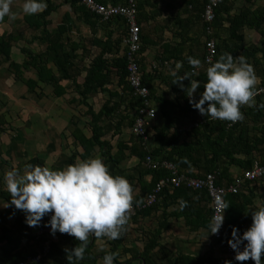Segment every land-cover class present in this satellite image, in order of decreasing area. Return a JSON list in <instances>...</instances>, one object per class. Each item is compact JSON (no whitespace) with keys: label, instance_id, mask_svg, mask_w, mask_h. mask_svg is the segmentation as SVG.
<instances>
[{"label":"crops","instance_id":"1","mask_svg":"<svg viewBox=\"0 0 264 264\" xmlns=\"http://www.w3.org/2000/svg\"><path fill=\"white\" fill-rule=\"evenodd\" d=\"M57 7L47 17L48 26L42 30H33L27 26L25 18L30 15L23 11L24 0H13L12 10L15 17L5 16L0 20V37L6 32L18 31L19 43L13 48L11 59L0 55V164L1 159L8 162L6 170L0 177V187L7 190L4 183L6 173L10 169L24 171L26 164H40L50 168H65L69 164L78 163L81 160L93 156H101L109 165L113 175L126 176L134 186V204L141 198V180L151 182L152 175H147L146 163L139 156L141 149L138 141L134 140L132 128L117 130V123L121 116L128 115L130 110V94H126L118 87L117 68L112 67L111 83L107 88L118 92L119 96L111 97L108 92H98L94 95L81 96V88L77 91L76 85L83 86L88 76V70L99 56L112 62L118 55L111 50L115 49L116 41L121 42V52L126 49L124 39L128 34V25L122 19H113L103 22L93 16L84 15L77 11V7L67 0H50ZM105 5H125V0H96ZM141 3L148 2L141 14H138V24L141 27V39L146 48L140 56L143 74L150 81L153 93L160 101L169 99L174 101L184 93L179 86V72L186 69L191 70L188 57H200V15L199 2L196 9L189 6L190 0H140ZM125 2V3H124ZM95 16V15H94ZM97 17V16H96ZM42 21V19H41ZM59 27H66V34L63 36L64 43L67 42L69 55L72 48L76 50L77 59L71 61L70 73L74 80H64L60 83L57 94L49 74L39 75L38 70L33 66L26 70L21 68L23 77L18 80L17 76L10 69V63L15 61L24 65L29 61L30 55H37L46 52L48 34L55 33ZM47 34V35H48ZM96 45V43H98ZM74 56V55H73ZM80 71L77 76L76 72ZM48 70L59 79L58 67L54 62L48 64ZM175 73L176 75H173ZM35 83L36 93L30 92L28 83ZM187 86V81H183ZM189 87V86H188ZM188 87H185L188 90ZM174 89H178L174 90ZM200 91V90H198ZM123 102L121 103L122 98ZM85 98V102H79ZM153 102L158 111L159 102ZM121 104L118 111L109 117H103L98 122L100 133L103 132L101 141H107L105 147H97L89 157L84 158L86 151L92 149L90 144L83 145V141L92 140L94 130L91 126L92 113H100L108 104ZM183 106L186 108L185 98H180L177 107L164 105L163 109L171 111L176 109L183 113ZM181 112V113H180ZM26 114L24 118L23 115ZM36 118V125L30 123L32 116ZM186 117V116H183ZM161 127L160 118H156L149 127L151 136V147L156 148L155 136L157 129ZM40 127V128H39ZM187 127V126H186ZM185 127V128H186ZM120 145L124 147L121 151ZM89 150V151H90ZM115 158L110 161V155ZM238 168H234L236 173ZM6 200L0 198V234L4 228L8 229L10 236L16 237V254L30 256L39 250V242L36 240L34 226L22 231L17 236L18 223L24 212L6 206ZM172 207V206H171ZM178 206L170 208V211ZM161 211L152 212L143 220V229L129 220L121 237L118 239L119 246L116 249L118 260L115 264H146L141 254L144 252L146 241L143 239L145 232L152 231L158 225L156 216ZM44 218L50 219V216ZM171 228L162 234L161 243L166 247L167 257L163 262L167 264L180 254L200 258V264H224L229 259L224 247L214 237L201 228L191 232L186 226L183 218H171ZM113 239L104 236L98 238L95 251L98 261L103 264V256L112 251ZM8 241L4 242L7 244ZM202 258L210 259L205 262ZM211 259H214L213 261ZM142 262V263H141Z\"/></svg>","mask_w":264,"mask_h":264},{"label":"trees","instance_id":"2","mask_svg":"<svg viewBox=\"0 0 264 264\" xmlns=\"http://www.w3.org/2000/svg\"><path fill=\"white\" fill-rule=\"evenodd\" d=\"M69 1V0H67ZM72 2L77 7V11H81L82 14L93 16L97 19L99 17L91 14L85 7L78 5L76 2ZM126 2V0H125ZM124 2V3H125ZM199 2L200 15V57L202 61L200 69L196 74L191 70H185L179 72V76H183L185 73H190V79H198L201 81L200 91H203L204 82L207 80V67L205 63L206 55V42L208 39L213 38L217 43V54L215 61L224 53H232L234 58L238 56H244L247 58V62L250 63L261 79V83L256 85V104L254 106H244L241 108L244 113V119L239 121L236 125L229 127L226 120H212L210 116H204L199 111L193 108L189 100V91L185 88L184 93L181 96L186 99L187 107L183 106V113L179 115V111L172 109L171 111L164 110L163 106L172 105L177 107L180 103L181 97H176L174 101L165 99L160 101V97L157 99L153 93L150 81L143 74L141 66V60L139 57V63L142 72V78L144 85L150 88L152 102L160 101L158 111V118H160L162 125L160 128L156 126L158 135L155 136L157 147H151V141L147 145H144L143 139L135 135L133 132L134 140L138 141V145L142 150L140 157L143 162L146 163V157L151 156L154 160L167 161L174 164L180 174H187L189 176L203 178L207 174H214L217 179V183L220 186H228L233 183L237 177L244 172L251 170L256 163L264 165V46L246 45V31H255L262 37H264V0H223L219 7L216 9V19L212 23L214 33L212 36L207 34L208 24L204 21V12L206 5L210 0H190L189 6L192 10L196 9V5ZM241 2V6L238 4ZM148 2L141 3L139 0V15L144 7L148 6ZM57 7L53 5L50 0H47V8L39 15H30L25 18L27 26L31 29L42 30L47 28V17L56 11ZM42 19V21H41ZM122 19V18H116ZM123 20V19H122ZM66 27H59V29L53 33L48 34L47 50L44 53L37 55H30L29 61H26L24 65H21L15 61L10 63V69L17 76L18 80L23 77L21 68L26 70L33 66L38 70L39 75L43 78V75L49 74L52 84L57 90L60 89L64 93L65 90L60 88V83L64 80H74L73 74L70 73L71 61L77 59L75 55L76 50L72 48L71 54L68 53L67 42L64 43L63 36L66 34ZM48 34V35H47ZM121 42L116 41L115 49L111 48L118 57L111 60L112 62L105 60L101 56L97 57L88 70V76L83 86L78 87L77 91L81 88V96L94 95L98 92H108L111 97L119 96L118 92H113L107 88V85L111 83L112 67L117 68L118 87L122 89L126 94H130V110L132 114H126L119 118L117 123V130L121 132L122 128L126 126L128 128L134 127L137 119V108L142 105V99L134 97L132 95V89L128 81L127 72V49L121 52ZM19 43V32L11 31L6 32L0 37V55L5 56L9 60L11 59L12 51ZM96 43V45H98ZM100 46V45H98ZM146 46L142 42V52ZM74 55V56H73ZM72 59V60H71ZM54 62L59 71V79L50 70H48V64ZM33 66H32V65ZM191 67L192 65L189 64ZM76 75H80L79 68ZM187 84H189L188 80ZM30 92L36 93L35 83L27 82ZM190 87V85H189ZM177 90L178 89H174ZM122 98V96L120 97ZM199 97L197 96V99ZM123 98L121 103L123 102ZM79 102H85V98ZM121 104L106 105L100 113H92V122L90 123L94 135L92 140L83 141V145L90 144L91 150L83 155L84 158L89 157L95 152L97 147L107 146V141H101L103 132L100 133V126L98 122L103 117H109L115 114ZM186 116V117H183ZM207 120L205 124L198 128H190L193 122L198 120ZM187 126V127H186ZM186 127V128H185ZM151 137V136H150ZM87 149V146H85ZM121 151L124 147L120 145ZM108 151V155H110ZM115 158L110 155V161L114 162ZM8 162L1 159L0 167L2 172L6 170ZM238 168L240 173H234L233 169ZM146 174L152 175L153 179L148 182L144 179L141 180V198L137 202H144L149 194L152 193L157 183L161 179H165L171 175V172L167 169H152L146 167ZM2 182V176L0 177V184ZM0 198L6 201L11 199V194L8 190H3L0 187ZM181 199L188 202L187 206L181 209ZM261 200V206H264V177L256 181L246 182L238 194H227L225 201L226 208V220L225 225L228 229V234L220 242L221 245L227 242L231 238L232 226H238L240 231L243 232L252 223L251 212L258 208L256 207L257 201ZM172 206V207H171ZM178 206L177 209L170 211V208ZM15 209L14 207H11ZM161 211L162 214L156 216L158 225L149 232H145L143 239L146 241L144 252L141 254V258L144 259L146 264H165L163 258L167 257L166 247L161 243L162 234L171 228V218H183L186 226L191 232H196L201 228H205L209 234L210 224L213 222V207L211 205V198L206 190H194L186 187L172 188L167 187L160 195L156 203L138 212L134 217L129 220L134 223H140L139 227L143 229V220L151 215L152 212ZM22 212V211H21ZM24 214V213H23ZM145 218V219H144ZM45 220H49L43 218ZM30 226L25 222V215L18 223L17 236L22 231L28 230ZM4 233L0 234V264H14L18 261L25 260L26 256L19 257L16 254L17 245L16 237L8 234V229L2 230ZM212 235V234H211ZM215 239L214 234L212 235ZM100 237L94 235L89 237L88 247L83 259H77L69 261L65 248L75 247L79 241L76 237L68 234L57 233L51 239L50 252L42 258L40 263L36 264H100L95 251L96 242ZM48 236L43 237L39 242L38 252H34L30 256H38L44 242L48 241ZM37 240V239H36ZM7 244H4V242ZM118 239L110 241L112 243V251L116 253V249L122 243ZM116 255L115 260H118ZM210 260L209 258H202L205 262ZM212 261L214 259H211ZM264 260V256H262ZM142 263V262H141ZM244 264H254V261L249 259L243 262ZM167 264H200V258H194L192 256L180 254L173 260H169Z\"/></svg>","mask_w":264,"mask_h":264},{"label":"clouds","instance_id":"3","mask_svg":"<svg viewBox=\"0 0 264 264\" xmlns=\"http://www.w3.org/2000/svg\"><path fill=\"white\" fill-rule=\"evenodd\" d=\"M12 4L13 0H0V20L5 16L15 17ZM46 8L47 0H24L26 14H36ZM188 62L194 67L202 64L193 56L188 57ZM190 76L185 73L177 83L183 89L190 85V103L204 116L237 122L245 118L243 105L256 104V85L260 77L242 55L234 58L232 53H224L210 64L203 91H198L201 81ZM185 80L189 81L187 86L183 83ZM4 183L11 199L3 207L24 212L25 222L34 227L40 226L45 216H50L44 226L50 227L53 236L59 232L78 239L75 247L65 248L69 261L85 257L90 236L119 239L126 231L134 205L133 184L126 176L113 175L101 156L89 157L65 168L26 164L23 172L10 169ZM187 204L181 199V209ZM223 207L227 208V204ZM224 212L213 218L209 226L211 234H218L223 227ZM251 216L252 223L243 232L238 226H232L227 243L235 253V261L251 259L254 264H264V206L254 209ZM116 255L107 252L102 258L103 264H115ZM224 264H233V260L226 259Z\"/></svg>","mask_w":264,"mask_h":264},{"label":"built area","instance_id":"4","mask_svg":"<svg viewBox=\"0 0 264 264\" xmlns=\"http://www.w3.org/2000/svg\"><path fill=\"white\" fill-rule=\"evenodd\" d=\"M76 2L78 5L85 7L91 14L99 17L103 22H109L116 18H122L128 25V34L124 39V45L126 46L127 53V72L128 81L132 89V95L134 97L142 99V105L137 108L138 114L135 121L132 132L143 139L144 145H147L151 141L149 134V127L152 122L157 118V110L153 105L151 99L150 88L144 85L141 67L139 63L140 52L142 49L141 39V27L138 24L139 14V0H127L125 5H105L97 2L96 0H69ZM223 0H210L206 5L204 12V21L207 26L208 36H212L214 29L212 23L216 19V9L219 7ZM217 54L216 40L210 38L206 42V55L205 63L210 65L215 62ZM200 66L192 68V73L196 74ZM247 106L243 105L242 107ZM241 107V108H242ZM213 120V118H210ZM220 120V119H214ZM207 120H198L190 125V128H198L205 124ZM227 121V120H226ZM228 126L232 127L237 122L227 121ZM146 165L152 169H167L171 172V175L165 179H161L151 194L147 196L144 202L134 204L130 210V218L134 217L138 212L153 206L160 193H162L167 187L172 188H189L194 190H206L211 198V205L213 207V218L217 215L225 214L226 220V204L225 196L227 194H238L242 186L248 181H256L264 177V165L256 163L251 170L244 172L242 175L236 178V180L228 186H220L217 183L216 176L212 173L207 174L203 178L189 176L187 174H180L177 167L167 161L154 160L151 156L146 157ZM47 220L43 219L41 225L38 226V231L35 233L37 241H40L43 237L48 236L50 239L44 242L42 249L38 256H28L25 260L18 261L14 264H36L42 261L50 252V245L53 235L50 232V227L44 226ZM59 233V232H57ZM56 233V234H57ZM228 234V229L225 225L220 229L218 234H214L217 241H222ZM91 237V236H90ZM229 257L233 260V264H244L234 260L235 253L227 242L222 245Z\"/></svg>","mask_w":264,"mask_h":264},{"label":"rangeland","instance_id":"5","mask_svg":"<svg viewBox=\"0 0 264 264\" xmlns=\"http://www.w3.org/2000/svg\"><path fill=\"white\" fill-rule=\"evenodd\" d=\"M261 4H264V2H261ZM238 5L241 6V2ZM251 44L255 46H264V37H262L255 31H246V45H251ZM260 83H261V79L258 81L257 84L259 85ZM23 117L25 118L26 114H24ZM30 123L33 124L34 126L36 125V118L34 115L32 116ZM240 172L241 171L237 170L236 173H240ZM260 204H261V200L257 201L256 207H261ZM34 231L35 232L38 231V226L34 227Z\"/></svg>","mask_w":264,"mask_h":264}]
</instances>
